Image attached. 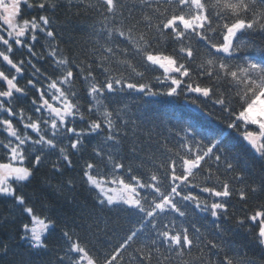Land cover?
I'll return each mask as SVG.
<instances>
[{"label":"snow or ice","instance_id":"6c2138e0","mask_svg":"<svg viewBox=\"0 0 264 264\" xmlns=\"http://www.w3.org/2000/svg\"><path fill=\"white\" fill-rule=\"evenodd\" d=\"M22 6L43 14L21 20ZM61 8L77 16L94 10L101 17L99 26H89L79 56L64 54L63 38L53 27ZM0 21L6 26L0 27V84L5 86L0 89V150L6 158L0 162V197L10 198L30 218L19 232L29 255L47 252V236L60 228L63 247L52 264H100L77 230L98 235L107 228L106 221L101 228L98 213L117 210L135 214L136 225L105 254L103 264H257L242 246L229 243L230 230L221 221L230 218L228 198L246 201L264 193V59L238 55L256 47L243 39L246 34L264 35V0H0ZM165 41L176 45L172 54L158 50ZM156 66L164 71V79L156 81H170L166 91L140 82ZM203 79L210 83L202 86ZM77 84L86 86V97ZM129 92L196 94L190 102L209 116L214 113L199 99L219 105L227 115L217 118L227 128L256 126L258 131L245 129L242 135L261 162L259 183L248 182L247 168L230 159L223 141L206 130L183 127V151L161 146L155 141L159 133L123 101ZM25 99L29 108L17 106ZM84 153L89 159L80 174L82 186L95 193L92 205L77 201L75 180L53 185L46 179L62 208L72 213V226L63 210L38 215L21 189L41 166L48 164L63 176L75 167L72 157ZM221 167L232 180L221 179ZM144 169L147 179L136 174ZM233 181L241 186L235 188ZM197 188L211 199L195 194ZM194 213L210 215L216 231L209 234L192 221ZM245 220L256 229H248L251 240L264 250V208L235 223L243 227ZM10 250L0 241V259Z\"/></svg>","mask_w":264,"mask_h":264},{"label":"trees","instance_id":"16d2710c","mask_svg":"<svg viewBox=\"0 0 264 264\" xmlns=\"http://www.w3.org/2000/svg\"><path fill=\"white\" fill-rule=\"evenodd\" d=\"M95 3L96 0H91ZM73 12H68L64 8L59 9L53 17V27L59 32L63 38L61 48L65 55L72 58L73 55L79 56L81 54V48L84 42L88 40L89 33L91 32L90 25H96L97 21L101 19L96 11H90L84 15H74ZM40 12L35 10H29L22 6V16L20 19L28 18L32 16H38ZM0 27H5L0 21ZM243 39L251 40L255 43V48H249L244 52L238 53L239 56L248 55L256 60L264 59V35L257 33L246 34ZM176 45L171 44L169 41L162 43L159 51H163L166 54H172L173 48ZM37 50H40V45H37ZM17 53V57H19ZM200 62V57H197V64ZM234 63L236 61H233ZM42 69L52 72L51 67L48 64L39 65ZM195 71V65L192 66ZM143 71V69H140ZM164 79L163 69L156 66L155 70H149L145 73L144 79L140 82H148L153 86V90L166 91V85L170 83H158L156 77ZM55 78V74H53ZM133 79H138L133 77ZM193 80L197 78L192 77ZM27 77L20 80L21 85L26 84ZM202 86H207L210 81L203 79L198 81ZM5 86L0 84V89ZM77 89L82 97H86V86L77 84ZM32 95H35L32 93ZM196 94H187L179 96H167V95H146L143 93L129 92L126 93L122 99L129 106L131 112L140 117L142 121L149 127H153L156 132L159 133L155 137V141H158L161 146L166 145L168 148L183 151L179 148L180 141L184 138V133L181 131L186 125H192L198 130H206L211 135L217 136L223 141V147L227 150V155L234 162L239 164L240 168H247L246 179L248 182L259 183L261 176V162L255 157L257 154L250 147V145L243 139V131L255 130L258 131L256 126L241 125L239 130L229 129L226 126V122H222L217 117L227 114L220 111V106L213 107L212 101L201 97L198 103L205 107L207 111L213 112L214 115L209 116L204 112H201L190 101L195 98ZM234 96V93H233ZM85 103V101H82ZM17 106H23L26 109L30 107V100L25 99L18 103ZM232 106L239 110L238 99H233ZM22 127V126H21ZM3 138V137H0ZM95 141H93L94 143ZM191 141H189L190 143ZM153 149L156 148V143L152 145ZM160 155V153H157ZM163 158V157H161ZM51 160H55L56 156L52 155ZM75 167L72 169H66L63 176L55 175L48 164L40 167L36 173L35 179L30 184L21 189L23 194L28 199L29 203L35 208L38 215L43 217L44 215H54L56 211L63 210L67 212L69 216V227L72 226L71 216L72 213L68 212L66 208H62L63 201L58 198L44 183L46 179H50L53 185L60 184L67 179H73L76 181V199L79 203H87L92 205V197L95 193L88 192L82 186L80 165L84 160L89 159V153H84L83 158L81 156L72 157ZM0 162H6L3 150H0ZM209 163H212L211 161ZM28 165L29 161H25ZM207 167V165H205ZM239 170V169H238ZM142 175L144 179H147L148 172L146 169L136 173ZM221 179L232 180V174H226L223 167L220 169ZM110 178V176H109ZM127 179V176L125 175ZM200 177L196 182H199ZM235 188H239L241 185L233 181ZM194 193L206 198V193H201L199 189H193ZM229 203V215L230 218L227 221H221L230 232L227 237L229 243H234L236 246H242L243 251L247 253L248 258L255 259L257 264H261V260H264V250H261L254 241L251 240L248 229L252 228L255 231V226L251 221L245 220L243 227H238L235 223L238 218H246L253 214L255 211L264 208V193L258 195H249L246 201H241L238 196L228 198ZM102 215L103 220L101 222V228L104 229V221L107 222V228L100 232L98 235H93L86 230L78 229V233L83 244L88 248L90 253L95 256L100 264H103V259L106 253H110L116 245L129 233V230L136 225L137 216L133 213L125 211H108L105 210ZM192 221L202 226L203 229L211 234L216 231L213 224V218L207 213H194ZM22 223H30V218L21 215L18 208L13 206V201L10 198L0 197V241L10 244V253L8 257L0 259V264H29L30 261L34 264H52V261L58 254V249L63 247V241L60 235V228L55 232L47 236V244L49 250L41 253L39 256H31L27 251V246L19 240V232ZM61 228L63 225L60 226ZM194 255H196L194 253ZM185 259H189L185 257ZM125 260L127 261V253L125 254Z\"/></svg>","mask_w":264,"mask_h":264},{"label":"rangeland","instance_id":"374dc122","mask_svg":"<svg viewBox=\"0 0 264 264\" xmlns=\"http://www.w3.org/2000/svg\"><path fill=\"white\" fill-rule=\"evenodd\" d=\"M2 23H3V22H2ZM5 27H6V26H5ZM30 226H31V224H30ZM36 227L39 229L40 226H39V225H36Z\"/></svg>","mask_w":264,"mask_h":264}]
</instances>
